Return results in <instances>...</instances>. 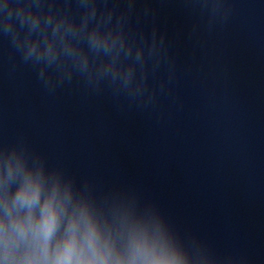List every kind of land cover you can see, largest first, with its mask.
<instances>
[{"label": "clouds", "instance_id": "9594fccd", "mask_svg": "<svg viewBox=\"0 0 264 264\" xmlns=\"http://www.w3.org/2000/svg\"><path fill=\"white\" fill-rule=\"evenodd\" d=\"M106 43L93 32L94 47ZM64 52L74 55L70 45ZM44 57L48 63L56 58L50 41L43 51L35 42L26 44L25 59ZM80 63L86 69L87 59ZM115 216L114 226L102 223L70 180L46 178L42 165L29 169L15 154L0 164V264H187L163 241L159 228L150 236L146 227L129 223L127 214Z\"/></svg>", "mask_w": 264, "mask_h": 264}]
</instances>
